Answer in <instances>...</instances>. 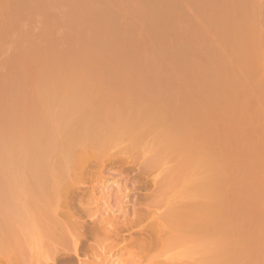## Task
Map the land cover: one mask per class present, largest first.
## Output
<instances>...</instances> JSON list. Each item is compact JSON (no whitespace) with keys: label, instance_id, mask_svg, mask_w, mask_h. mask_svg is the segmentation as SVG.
I'll use <instances>...</instances> for the list:
<instances>
[{"label":"bare ground","instance_id":"6f19581e","mask_svg":"<svg viewBox=\"0 0 264 264\" xmlns=\"http://www.w3.org/2000/svg\"><path fill=\"white\" fill-rule=\"evenodd\" d=\"M181 1L179 2L178 0H31V2H29L28 0H12L10 2L12 4V7L14 8L13 14L15 15V18L16 17L17 18L27 17L30 19V18L35 17L36 15H40L46 21L47 28H49L51 32H53L54 31L53 29L58 27L59 24L60 25L64 24V26H67V28L70 29V34L68 31V34H69L68 44L77 45V42H79L82 45V46L81 45L79 46L81 49L75 52L71 51L74 48L70 49V51H66L67 49L66 48L65 50H63L64 51L63 53H61V51L58 50L60 53L59 54L58 51H56L55 49L56 51L55 55L57 56V58H55V60H52V57L54 58V56L52 55L53 54L52 52L54 51H52L51 49L54 50V48L56 47L52 48V45H51L49 46L51 47V49L49 47H46L48 48L47 50L43 46L44 49L42 48L43 50L41 51L40 48L38 49V45L40 44L39 43L36 44L37 42L35 43L37 45L36 46L37 48H35V45H34L35 50L36 49L38 51L40 50L42 53L45 52L44 50L49 51L46 54V56H44L45 54L42 55L44 56V60L46 59V57L48 58V54L50 53V50H51L50 55L52 57L49 56V58L51 57L50 59L48 58L49 61H47L46 59V62H44L45 65L44 64L42 65V63L40 65V62H39L40 60L38 61L37 59H34L35 57L39 58V55H36L35 57L33 56V60H36V61H33L32 67L35 68L34 70L37 72V73L34 72L33 74L35 75V82H37V88L33 92L32 103L29 102L30 101L29 99L28 102L30 104L28 103L27 104L28 106H26L23 103L24 100L18 101L19 98H17V96L18 97L20 96V98L22 97L23 99V96H21L23 95L21 93V90L23 88L22 86L24 85L22 80H25L23 78L21 80L20 76L18 77L19 73L20 75H22L21 73L22 71L19 72L17 70L18 68H22L20 65L17 67V69L15 68L18 71L16 73L17 76L15 73L14 74L11 73L9 76L10 78L8 77L9 80H11L12 77H16L19 79L12 78L13 81L12 80L6 81L5 80L6 78L4 77L5 79H3V81L1 80L2 82H0L1 86L5 84L3 87L4 89L3 88L2 89L3 90L6 89L5 92L7 91L6 94L3 91L5 99H2L3 97L0 98V105H1L0 112L2 113L3 108H5L6 110V111L3 110L4 114L0 113L2 115V116L0 115V119L4 122L2 123L1 121L2 124L0 125V127L2 125L3 126L0 129H3L5 122H6V125L7 123H9L7 126L5 125L7 130L4 127L6 131L3 130V133L0 134L1 136L0 146L2 147V148L0 147L1 148L0 150V210L2 211L4 210V212L5 210H7L6 225L10 226L14 224V221L17 223L20 221L19 225L24 223L25 225L22 226V228H24V230L27 233V231H29V228L30 229L33 228L32 230H34V227H40L41 223H43V220H41L42 222L39 223L40 219H44V220L47 219L46 222L49 221V224L52 223V224H55L54 226H59L58 225L59 219L61 220L62 218H67L69 221L71 222L73 221V228H76L75 229L76 232L73 231L76 234V237L73 240L70 249L68 248L67 250L66 248H61V249L57 248L55 249L53 256L51 255L52 254L51 252L50 254L51 257L49 259H44V261H41L37 264H75L76 261L78 264H83L82 261L80 260V255L85 256L92 249L90 245L84 244V242L87 241L86 238L90 236V238L93 237V239L94 238L97 239L98 237L103 236L108 239L110 238V236H113L114 239H117V238L122 237L121 236L122 229H125V231L123 232H126V231L128 232L130 230L131 222L125 224L124 226H122V228L118 229L115 226L110 225L108 222L97 223L96 222L97 220L95 222H92L91 226L86 229L85 226L87 225H85L86 224L85 221L82 220V218L79 216L81 213H79L78 215L77 214L78 212H76V210H65L64 212L61 208V207H65L66 205H68L66 201L62 200V195L66 194L68 190H69L68 194L71 191L69 189V186L66 185V183L68 182V181L66 182V178H69L71 176L70 171L80 170L81 174L86 172L85 176L83 175L84 176L83 181L75 179L76 181L80 182V184H77L78 186H75L74 188V186L72 185L75 192H77L76 194L79 195V197L77 196L78 199H76L78 204H81L82 202L81 198L83 196H86L87 194L93 195L95 187L90 182H92L94 178L95 180L99 181V178H101V175L103 173V170L106 168L105 161L100 160L101 158L99 160L97 158L98 161L95 160L97 155H101V153L99 152L100 150L102 151V153L104 151L103 149L106 150L107 148H109L110 149L109 151H111V147L119 146V145L122 146V144H127V146L131 148H133L134 146L135 147L141 146L140 148H143L142 145H140V143L143 144L142 141L146 138H149L148 140L150 141V138L152 137V140H153L152 148L153 149H154V145L156 146V148L163 146V149L164 148L172 149L178 152V154L180 155V157L178 158L182 160L183 158L189 159L190 155H192V159H189L190 161L184 163V172H186L185 167H187V171H188L191 165L194 167H197V165H199L200 160L197 159L194 161L193 155L195 154L197 155V153H199L200 151L202 150L204 151V149H206L208 153L210 152L208 154V157L211 153H215L216 155L217 154L216 152L218 151L222 153L223 151L226 152V148H227L226 144L230 140H227L223 137V139H225L226 141L225 140L222 141L221 136L227 135L226 137L230 139L229 137L232 135V133L231 135L229 134L230 132H234V131L236 132L238 129V126L240 129V128H243V126L245 125L243 124L245 121L240 120V117H241L240 115L244 113V112L241 113L240 111L243 108V105L240 102L243 103L244 99L241 100L243 96L241 97L240 95L241 93L238 90L240 87L238 88L237 82L235 83V81H231L233 80L231 78L232 75L234 76V74H236V71L233 70L235 68H233L232 66L234 63L231 65L232 66L231 68H233L232 70L235 71L233 73V71L230 70L231 68L227 67V65L225 64L223 60L222 50L218 51L219 49L214 44L208 41V37L206 36L207 33L203 34L201 30L204 27L201 26L200 28V26L197 23L199 21L204 22L206 27H208L210 30L215 32V34L213 33L214 35L217 34V36L221 40L222 46L230 54L234 56L235 61L237 62V65L244 71V74H246L250 79L252 75L254 76L255 74L253 70L255 69L256 66L259 65L258 64L256 66H253L255 64L254 55L258 54V53L254 54L255 53L254 47L256 44L255 34L257 33L256 32V28H257L256 15L257 13L260 12L257 0H183V2ZM134 4L136 5V9L132 8ZM8 6L10 7L11 5L9 4ZM5 7H3L4 11H5ZM54 7L64 10L63 20H59L56 16H54L51 13V9ZM186 8H188L189 10L191 9V11L189 12L190 14L192 13L191 14L192 16L188 14L189 12L187 13ZM0 9H2V6L0 7ZM0 14H2V12H0ZM144 14H147L146 15L147 18L145 20L143 19ZM9 16L11 17L10 14ZM122 16H125V17L127 16L126 21H128L129 18L131 20V24L126 27L123 26L124 28H122V26H119V23H120L119 21L123 19ZM119 18L120 19L122 18V19L118 20ZM15 21H17V19H15ZM126 21H125V24H126ZM11 23L12 22H10V25H12ZM178 23L184 25L182 26L184 27L182 28V30L183 29L184 30L183 31L180 30V33L177 36L175 35L174 36L176 37L177 40L178 39L179 40L181 39V41L183 40V43L181 41H178L182 43V44L181 43L179 44L176 41V43L178 44L172 43L174 47L173 45H170L171 48H168L166 44L167 42L166 34L168 33L173 34L172 30ZM260 24L258 23V25ZM14 25L15 26L19 25V23L13 24V26ZM2 27H4V24ZM11 28L13 30L14 27H11ZM11 28H9L8 30H10ZM18 29L19 27L17 28V30ZM5 30L6 29H2L1 31L5 32ZM140 30H142L141 31L142 33L140 34H142L141 37L144 38V42H141V44H138V42L140 43V41H137V38L139 39V37L137 36ZM3 32H1L0 35ZM7 33L9 34L10 32L8 31L6 32V34ZM213 34L211 32V36ZM211 36L209 35V37ZM3 37L4 36L2 34V38ZM22 38L24 39V35L22 36ZM28 38L31 39L30 43L32 41L33 43L34 41H36L34 39L32 40V38H30L29 36ZM216 38L217 37H215V39ZM41 39H43V36L41 37ZM31 46H33L32 43H31ZM222 46L219 45V47H222ZM39 47H41V45ZM35 50L33 51L35 52ZM37 50L36 52L40 54L41 52L39 53ZM25 51H27V48H25ZM25 51L20 50L16 52L17 57L20 58L21 56L22 58L24 56V58H27L28 57L27 54H28L31 59V56L36 54L33 52L34 54L31 55L32 53L31 49L29 50L30 52L27 51L28 53ZM17 53H19V55ZM24 54H26L27 57H25ZM13 57H12V60L14 61ZM195 59H196V62H194ZM228 59L229 58H227V60ZM37 61L39 62V64L37 63L39 66H35ZM111 64H113V66L115 64L120 65L119 68H121L122 66V69L119 71L118 70L119 68H118L117 69L118 72H114V71L111 72L112 68L110 71L106 70L107 69L106 67L104 69V66L111 65ZM27 67H29V65L25 66L24 68L28 69ZM32 67L30 69H33ZM114 67H118V66L115 65ZM12 69H14V67ZM240 73H242L241 70L239 74ZM256 73H258L257 70H256ZM244 74L243 75L241 74V78L240 77L239 78L242 80H245ZM180 77H184L186 78V80L182 81L181 83L177 82V79ZM253 78H252L251 83H253V80H254ZM32 81L30 82L32 83ZM50 81L52 82L50 83ZM5 82H7V84L8 82H10V85L12 86V89L10 90L11 92L9 91L11 87L9 86V84L7 86ZM253 84L251 87L248 86L250 87L249 89H247L248 91L249 90L254 91V88H256L255 87L256 85L254 86ZM260 84L262 85V83ZM26 85L27 84H25V86ZM109 87L111 89H114V87L119 88V93L115 92L117 90H112V92L114 91L118 95L104 96L103 93H105V91ZM257 87H258L257 88L258 90L260 86L257 85ZM242 89L246 90V88H242ZM25 90L26 89L23 90L24 93H25ZM108 90L110 91V89ZM238 92L240 94H238ZM6 95L7 96L9 95L8 98ZM29 96L31 98V95ZM12 98L15 100L17 99L16 101L18 102L15 104H18V105L12 104V101L13 103L15 102ZM8 99H9V102H8ZM239 99H240V102H238ZM224 100L225 101L228 100V101L224 102ZM262 100L264 99L262 98ZM3 101H5L4 104L7 101V105L11 103L14 107H11L12 105L9 104L11 105L10 108H8L9 105L8 106L5 105L7 107L6 109V107L3 104ZM24 102H26V100ZM220 104H223V106H220L218 110L215 109V112L211 115H209L210 113L209 114L206 113L208 111L204 109L206 106L210 107V105L217 106ZM239 105L242 107L240 108ZM257 106H259V104ZM23 107L24 109H26L27 107L28 109L30 108L32 114L26 117L23 116L25 118H22V120H19V119L16 120L17 119L16 114H18L17 111H19V109H23ZM231 108L234 111L236 110L234 115L240 114L238 119H239V122L243 124V126L241 125L240 127V123L239 122L237 123L235 121V123H237L238 125L237 126L234 123V121H231L233 120L231 118L233 115L232 112H234L233 110L231 111ZM206 109L208 110V108ZM6 113L8 117H6ZM228 114L230 118H227L229 117ZM257 114H260V113H257ZM208 115L209 117H211L210 119L211 121L207 120L208 117L206 116ZM3 116L6 118V121H5V118L3 120L2 118ZM21 116H20V119H21ZM244 117L245 115L243 116V118ZM12 118H14V120ZM222 118L224 121L227 119L226 123H228V121H231L232 123L231 122H229L230 124L225 123L226 125L225 126L224 124H222V121H223ZM218 119L219 121L221 120L220 121L221 123H219ZM12 121H14V123ZM241 121H244V122H241ZM215 124L217 125L220 124L221 126L220 125L217 126ZM8 128H11L9 129L10 131L8 130ZM263 128L264 126L262 127V129ZM1 132L2 131L0 130V133ZM5 132L6 134L9 135V136L7 135L6 139L9 138L8 140L10 141H7L6 139H4L6 135L4 134ZM19 134L23 136V137L21 136L23 139L17 136ZM10 135L14 136V139ZM235 135L234 137L236 140ZM212 136L214 137L210 138ZM217 136L219 138V142L222 141L223 143L221 142L220 144L218 143L214 145V142L217 143L218 141L215 139V137ZM232 136H231V140H232ZM245 136H247L246 133H245ZM16 138H21L22 140L20 139L17 140ZM205 138H210L211 139V140L209 139L210 141H214L213 139H215V141L212 142L213 145L210 144L207 146V148L206 146L205 147L202 146V142H205V143L208 142L207 141L208 139H205ZM262 138H264V136ZM15 139L17 140L16 143L14 142ZM1 141L2 142L4 141V142L2 143ZM224 141H225V145H224ZM257 141H258V138H257ZM232 142L235 143L233 140ZM144 143H146L145 140H144ZM230 143L231 142H229V145H232ZM147 144L150 145L151 143H146L145 145ZM246 148L249 149L248 147ZM234 149L231 150L230 148L229 150L233 151ZM247 149H245L244 151L246 152ZM158 150L160 149L158 148ZM93 152L97 154L95 155L96 157H93L94 156L92 155ZM228 152L229 151H227V153ZM259 152L261 151L258 150V153ZM161 153L163 154V152ZM204 153L205 152H202L203 155ZM88 154H89V157L91 158L87 156ZM103 156L104 155H102V157ZM114 157L115 155L113 156V158ZM93 158H94V162H93ZM87 159H92L90 160V163L91 162L95 163L93 165L97 166L98 168H96V170L90 169V167L92 168L91 166L92 163L90 167H86L87 165L89 166V161H87ZM202 160L205 161L207 159L204 160L202 157ZM225 160L227 159L225 158ZM216 162L218 163V161ZM211 163L212 162H210V165ZM214 163L212 167L214 166ZM202 164L204 165L206 163L203 162ZM218 164L219 165H216V166H220V163ZM145 166H143L144 171L147 170V167ZM212 167L209 170H208V167H206L207 169H205V171L214 170V167L213 168ZM233 167H235L234 164H233ZM257 167L259 166L257 165ZM228 168H229V165H228ZM259 168L262 169V165H260ZM194 169L197 170L196 168H193L192 170L193 172H191L193 177H191V179L192 178L194 179L195 177L194 173L197 172V171L195 172ZM256 170H259V169H256ZM214 171L206 172L205 174L206 176L209 173L207 177L204 175L206 177V181H208V177L210 178V176L212 178L215 175L217 176V174ZM231 173L233 174V171H231ZM251 174L255 176L254 173H251ZM251 174L248 176L250 177ZM258 174L259 173L257 172L256 175ZM181 175H184V174H181ZM77 176H80V174ZM196 176L198 177V175ZM200 176H202V174ZM216 176L213 178V182L210 181L209 179L210 182L208 181V184L210 186L206 185L207 186L206 189L208 188V191L210 194H208L207 191H204L203 189L204 187L202 188V186H199L200 184L196 183L195 185L192 186V190L190 191L193 195L191 193L187 195L191 194L192 195L190 196L191 198L195 197L197 205L199 206L202 203V201L200 200L201 202H198L197 197H200V196L201 198L204 197L203 200L205 201V203L208 201L206 198H209V197L210 199L211 197L212 198L214 197L213 200H216L217 197L215 196L216 195L219 196L221 194L220 193L221 189L219 188H221V186L225 182V181L223 182V179L225 178L222 179L220 175H219L220 177L218 176L219 178H217ZM243 176L245 175L243 174ZM205 177H203V179L201 177V179L205 180ZM231 177L232 176H230V178ZM90 179L92 180L89 181ZM86 180H88L90 184ZM95 180L93 181V184L96 183ZM73 181H74V178H73ZM217 181H220V183L223 182V184L221 185ZM195 182H197L196 179H195ZM68 183L71 184V182H68ZM205 184L207 183L205 182ZM219 184L221 186H219ZM260 185L261 184L259 183V185L256 184L249 188L248 186L250 185L247 184L246 182L245 186L249 188L248 190H246L245 186H244L245 189H243L242 186L238 185L239 186L238 187L235 185V187L240 188L239 190L233 189L232 193L235 191L234 194H236V196L232 194L230 191V193L228 192L229 194H227V198L223 200L224 205H227L228 207L227 206L222 207L221 205L223 204V202L220 205L221 208L217 207L219 206L218 204H220V202L218 204L216 202L215 203L216 205L213 204L214 206L212 205V203H210L212 207L208 203V205L206 206L207 211L204 212L205 205L203 204L205 203H202V205L204 206L203 210L201 209L202 211L200 209L194 210L195 207L193 208V210H184V211L174 210V211L176 212L175 214L178 213L177 214L178 220H184L185 222L194 221L193 226L191 227L192 232L203 233L205 230H203L204 228H202L203 226L201 225V223L199 224L196 223V219L198 218V216H201L202 214H204L203 216L208 214V207H211L209 209L210 215L209 216L206 215L208 219L207 222L210 223V225L214 226L215 228L220 229L224 225L221 223L217 224L215 222H217L219 219L217 218V216L219 215L218 217H221L222 215H224L226 211H224L223 213L222 211H220L221 215L219 214L220 212L218 211L226 207L227 208L230 207L231 209L240 208L239 202L236 203L235 201L232 200L233 201L232 204H235L232 206L230 205L231 202H228L227 200L234 199L233 196L235 198H237L238 196H241L240 192L244 190H246L245 192L253 191L254 193H251V194L248 193L250 194L248 195V197L252 195L250 199H253V197H255L254 195L259 194V193L257 194L255 193L256 191H258L257 189H261ZM190 187L191 186L189 185V187L187 188L189 189ZM222 191L224 192V189ZM236 191L239 192L240 194L236 193ZM184 193L185 194L188 193V191L185 190V187H184ZM70 194H74V192ZM225 194L226 193H224V195ZM230 194L232 195L229 196ZM206 195L208 197H205ZM245 195H247V193ZM66 197L68 198V196ZM28 198H31L30 201H34V203H36L35 206L38 207L39 204H41L44 207L46 205V207L49 206V209L52 208L51 203L53 201L55 202L54 199L56 198L55 204L57 205L56 208H58V210L48 211V209L45 207L48 212H45L43 208H41L43 210H37L38 212H36L35 210H33L34 212H30L32 210L27 211L26 202L29 200ZM63 199H64V196H63ZM220 199L222 198L220 197ZM250 199L248 201L249 202L252 201V204H253V200H250ZM30 203L32 204V202ZM245 204H244V208H242V205H241L242 210L243 209L245 210V208H247L248 206L251 207L250 205H252L251 202L250 204H247L248 206ZM201 207H198V208H201ZM215 207L217 208V210L218 208L220 209L218 211H215L213 209ZM64 209H67V208H64ZM242 210H239V209L235 211L228 210L226 212V215L228 214V216L230 215L233 216V215H236L234 214L235 212L237 213V216L235 217H238L237 220L239 221L242 218L241 217L239 218L237 211L244 212V210L243 211ZM81 211L83 210L81 209ZM215 212L218 213L217 216H214V214H216ZM241 212H239V214ZM172 216H173V213H172ZM248 216H250V214ZM209 217L210 219H212V221L215 220L216 218L214 222L215 224H213V222L209 220ZM245 217L247 216H245L244 214L243 218ZM91 220H94V218H90V222ZM231 221L233 220H230V222ZM233 223H236V222L233 221ZM233 223H230V225L227 224L230 229L231 228L233 229L234 226H237V224H233ZM220 224L223 226L220 227L219 226ZM19 225H16V226H19ZM106 225H108L110 229V230L108 229L109 231L107 234L105 233V230L107 228L105 227ZM185 225L188 228L190 226V225L187 226V224ZM231 225H234V226L232 227ZM44 226L45 224L43 225V227ZM228 226L223 228V230L228 229L230 232V229L228 228ZM69 228H71V226H69ZM4 229L6 230V228ZM232 229L230 232L231 235L229 234L227 230L228 237H231V236L236 237L235 235H237L238 230L235 227V230L233 231L234 232L233 233ZM31 231H29L28 233L29 236H30ZM235 231L237 232L235 233ZM74 233H73V236H74ZM0 235H1V232H0ZM8 235L11 236L10 232ZM24 236L28 237L26 235ZM11 237H14V235H12ZM129 237H130L129 239L132 240L130 234H129ZM8 238L9 237H7V239ZM17 239L18 238H16V240ZM26 239L27 238H25V240ZM17 246H19V244H17ZM253 247L255 248V246ZM228 248H230V246ZM231 250L236 251L233 249ZM243 250L245 249L243 248ZM11 252H12V257L9 258V255L7 256L6 254L5 258L7 259L0 258V264H18L16 252L14 253L13 251ZM246 252L249 253V251H246ZM225 259L222 261L221 264H224V263L225 264H236L237 263L235 261L236 258H234V256L232 259H231V256H230V259L228 257L226 259L227 260L226 262H224ZM245 260H248V259H245Z\"/></svg>","mask_w":264,"mask_h":264},{"label":"rangeland","instance_id":"374dc122","mask_svg":"<svg viewBox=\"0 0 264 264\" xmlns=\"http://www.w3.org/2000/svg\"><path fill=\"white\" fill-rule=\"evenodd\" d=\"M11 1L12 0H10V1L9 0H0V7L2 6V9H0V12H2V14H0V26H1L0 31L2 29H6L5 32L1 31V32H3L2 34L4 37L2 38V34L0 35V38H1L0 39V82H2L3 79H5V78H6L5 79L6 81L9 80L8 77L10 76L11 73L16 74L18 71L19 72L22 71L21 72L22 75H20V73H19L18 77L20 76L21 80H22V78L25 79V80H22L24 85L22 86L23 88L21 90V93L23 95H21V96H23V99H22V97L20 98V96L19 97L17 96V98H19L18 101L19 100H21V101L26 100V102L23 101V103L26 106H28L27 104L29 102L32 103L33 92L37 88V82H35V75H33L34 72H36V71L34 70L35 68L32 67L33 61H36V60H33V56L35 57L36 55H39L40 59L36 58V57L34 59H37L38 61L40 60L39 61L40 65H41V63L43 65L44 62H46V59H47V61H49L48 58H49V56H51L50 55L51 50L55 52V53L52 52L53 53L52 55L54 56V58L51 56L52 60H55V58H57V56L55 55L56 51L59 50V51H61V53H63L64 52L63 50H65L66 48H67L66 51H70V49H72V48H74L73 50H71L72 52L79 51L81 49L79 47L81 44L79 42H77V45H75V44L69 45L68 44V37H69L68 35L70 34V29L67 28V26H64V24H61V25L59 24V26L56 27L55 29H53L54 31L51 32L49 30V28H47L46 21L40 15H36L35 17L30 18V19L27 17H25V18H17L16 17L15 18V15L13 14L14 8L12 7V4L10 3ZM28 1L31 2V0H28ZM178 1L180 2L181 0H178ZM181 2H183V0ZM257 3L259 6V9H260L259 10L260 12L258 11L259 13H257V15H256V26H257L256 32L257 33L255 32L256 33L255 34V43L256 44L254 47L255 51L254 50L253 51L255 52L254 54H256V53H258V54H256L257 56L254 55L256 58L254 57V63L255 64L253 66H256L258 64L259 65L255 67V69L257 70L258 73H256L255 69L253 70V72L256 75L253 73L254 76L252 75V77L250 78L251 80L249 79V77L246 74H244V71L237 65V62L235 61L234 56L232 54H230L222 46L221 40L219 39L217 34L214 35L215 32H213L208 27H206L204 22L199 21L197 23L200 26V28H201V26L204 27L201 30H202L203 34L207 33L206 36L208 37V41L211 42L212 44H214L219 49L218 51L222 50V57H223L225 64L227 65V67L231 68L233 66V68H235V69H233V68L230 69L231 71L235 70L236 74H237V75L234 74V76L232 75L231 78L233 80H231V81H235V83L237 82L238 88L240 87L238 90L241 93L240 94L238 92V94H240L241 97L243 96L241 98V100L244 99L243 103L246 104L245 105L242 102H240V99H239L238 102H240L243 105V108L240 111H241V113L244 112V113H242L245 115L244 118H243L244 115H242V114L241 115L240 114L234 115L236 110L234 111L232 109L233 107L231 108V111L232 110L234 111V112H232L233 115L231 118L233 120H231V121H234V123L236 121L238 123L239 122L238 117L240 115L241 116L240 120H244L245 122L244 121H241V122H244L243 124H245V125L243 126V124L239 122L240 127H241V125L243 126V128L239 129V126L237 125V123H235L238 126L237 131L239 133L237 131L236 132L234 131L236 133V135L234 132L229 133L230 135L232 133V135H233V136L231 135L232 140L235 143L232 142L231 136L229 137L230 139H228V137H226L227 135L221 136L222 141L225 139L230 140L227 143L228 145L226 144V147H227L226 152L223 151V153H222V152L218 151V152H216L217 153L216 155H215V153H211L208 157V154L210 152L208 153V151L206 149H204V151L203 150L200 151L201 152V153L199 152L200 154L197 153V155L196 154L193 155L194 161L197 159L200 160V163H199L200 166L197 165V167H194L191 165L192 169L189 166L190 168L188 167L189 168L188 171H187V167H185L186 172H187L186 173V172H184V163L190 161L189 159H192V155H190L191 158L190 157H189V159L183 158V160H182V159L178 158V157H180L178 152L174 151L172 149H168V148L163 149V146L156 148L155 145H154V149H153L152 148L153 147L152 137L150 138V141L148 140L149 138L144 139L146 141V143H151L150 145L147 144L149 146L145 145L146 143H144V140L142 141L143 144L140 143V145H142L143 148H140L141 146H138V147L134 146L133 147L134 149H133L131 147H128L127 144H122V146L119 145V146L111 147V151H109L110 150L109 148H107L108 150L103 149L104 150L103 153L101 150L100 151L98 150L101 153V155L95 154L94 152H96V151H94L92 153V155H94L93 157H96L95 155H97L95 160H97V158H98V160L101 158L100 160L105 161L106 168L103 170L101 178H99V181L95 180V178H94L96 183L93 184L94 180L92 182H90L95 187L94 193H93V195L87 194L86 196H83L81 198V201H82L81 204H78V202L76 200V199H78L77 196L79 197V195L76 194L77 192H75L74 188H75V186H78L77 184H80V182H78L76 180L78 179L80 181H83L84 180L83 178H84L86 172L81 174L80 170L79 171H77V170L70 171L71 176L69 178H66V182L67 181L71 182V184L67 182L68 184L66 183V185L69 186V189L71 191H73L74 194H70V193H73L70 191L69 192L70 195H69L68 194L69 190H68L66 192V194L62 195V200L66 201L68 203V205H66L65 207H61L64 212H65V210H76V212H78L77 213L78 215H79V213H81L79 216L82 218V220L85 221V223H86L85 225H87V226H85L86 229L88 227H90L92 222H95L96 220H97L96 221L97 223L108 222L110 225L115 226L118 229L122 228V226H124L125 224L131 222V227H130L131 231L130 230L128 232L126 231L127 232L126 233V232H123V231H125V229H122V233H121L122 237L121 238L114 239L113 236H110V238H108V239L103 237V236H100L97 239L96 238L93 239V237L90 238V236L88 238H86L87 243L84 242V244L90 245L92 247V249L85 256L80 255V260L82 261L83 264H221L225 258L227 259L229 257V259H230V256H231V259L233 258V256H234V258H236L235 259V261L237 262L236 264H239V263L241 264V262H242V264H264V256H263L264 255V253H263L264 252V243H263L264 242L263 241L264 240V138H262L264 136L263 135L264 134V128L262 129V127L264 126V114H263L264 113V109H263L264 100H262V98L264 99V95H263L264 94V91H263V89H264V84H263L264 83V81H263L264 80V0H257ZM9 4L11 5L10 7L8 6ZM133 6H132V8L136 9V5L134 4ZM3 7H5V11H4ZM186 11L188 13L189 11H191V9L189 10L188 8H186ZM51 13L54 16H56L59 20L64 19V10H62V9L54 7L51 9ZM9 14L11 15V17L9 16ZM12 14H13V16H12ZM188 14H190V12ZM146 15L147 14L143 15L144 20L147 18ZM14 18L17 19V21H19V22L15 21ZM122 18H121L122 20L120 18L118 19V20H121V21H119L120 22L119 26H122V28H124V27L131 24L130 18H129V20L127 19L128 21H126L127 16L126 17L122 16ZM12 19H14V20H12ZM20 19H22V20H20ZM124 20L126 21V24H125ZM259 21L261 22V24ZM10 22H12L11 23L12 25H10ZM18 23H19V25H16V26H18L19 29L17 30L18 27H16L15 25L13 26V24H18ZM258 23L260 25H258ZM3 24H4V27H2ZM179 25H181V26H179ZM182 26H184V25L178 23L175 26L176 29L174 27V29L172 30L173 34H171V33L166 34V37H167L166 44H167L168 48H171L170 45H173L174 43H176V41L177 42L181 41V39L177 40L175 36H177L180 33V30H182V28H184ZM11 27H14L13 28L14 31L12 30ZM9 28H11V29L8 30ZM8 31L10 33L9 34L7 33L8 34L7 35L6 32H8ZM68 31H69V34H68ZM141 31L142 30H140V32L137 36V37H139V39L137 38V41H140V43L138 42V44H141V42H144V38H142L141 37L142 34H140V33H142ZM211 32H212V34L214 33L212 36H211ZM22 34L24 35V39L22 38V36H23ZM25 35L27 38L25 37ZM209 35L211 37H209ZM28 36L30 38H32V40L33 39L36 40V41H34V43H33V41L31 42L33 44V46H31V43H30L31 39H29ZM42 36H43V39H41ZM215 37H217V38L215 39ZM26 39H28V40H26ZM214 40H215V42H214ZM181 42L183 43V40ZM181 42H178V43L180 44ZM35 43L36 44L39 43L41 45V47H39L40 45H38V49L40 48L41 51L44 49V47H45V49L48 50V48H46V47H49L51 45H52V48L53 47H56V48H54V50H53V49H51V47H49L51 49V50L49 49L50 53L48 54V58L46 57V59L44 60V56H46V54L49 51L44 50L45 52L43 51L44 53H42L40 50L38 51L36 49L39 53L41 52L40 54H38L35 50V48H37L36 47L37 45ZM178 43H176V44H178ZM34 45H35V48H34ZM219 45L222 47H219ZM256 45H257V47H256ZM173 47H174V45H173ZM25 48H27V51H29L31 49V51H32L31 55L34 53H36V54L32 55L31 59H30V56L27 54L28 52L25 51ZM256 48H257V50H256ZM55 49H56V51H55ZM20 50L27 52L26 54L28 57L26 56V54H24L25 57H27V58H24L23 55H22L23 56L22 58H21V56H20V58H18L16 55V52H18ZM33 50H35V52ZM59 51H58V53H59ZM17 54L19 55V53H17ZM15 55H16V57H15ZM42 55H44V56H42ZM12 57H13L14 61L12 60ZM227 58H229V59L227 60ZM17 60H18V62H17ZM29 60H31L32 62ZM28 61L30 62V64ZM38 61L36 62V65L34 64L35 66H39ZM8 62H10V63H8ZM194 62H196V59L194 60ZM24 64H25V66H28V65H29V67L31 66L33 69H30L31 67L30 68L27 67L28 69L24 68L25 67ZM249 64H250V62H249ZM7 65H8V67H7ZM19 65L22 68L17 69V67ZM111 65L104 66V69L106 67L107 68L106 70L110 71L112 68L111 72H113V71L118 72L117 69L120 67V65L115 64L118 67H114L115 65L113 66V64H111ZM251 66H252V64H251ZM13 67H14V69H12ZM258 67H260V68H258ZM261 68H262V70H261ZM19 69H21V70H19ZM121 69H122V66L118 70L120 71ZM240 70L242 71V73L239 74ZM235 71H233V73ZM241 74L242 75L244 74L245 80L240 79ZM16 76H17V74H16ZM12 78L14 79L16 77H12ZM12 78H11V80L13 81ZM238 78H239V80H238ZM242 78H243V76H242ZM252 78L254 79L253 80L254 84L251 83ZM16 79H19V78H16ZM32 79H33V81H32ZM11 80H9V81H11ZM185 80H186V78L180 77L177 79V82L181 83L182 81H185ZM256 80H257V82H256ZM30 81H32V83ZM51 82L52 81H50V83ZM5 83L7 84V82H5ZM260 83H262L263 87ZM8 84L11 87L10 89L8 87V89L10 91L12 89V86L10 85V82H8ZM8 84H7V86H8ZM25 84H27V85L25 86ZM252 84L254 86L256 85L255 86L256 88H254V91L256 89L255 92L252 90H251L252 92L250 90L249 91L247 90L252 86ZM4 85L1 86V83H0V98L3 97L2 99H5L4 93L6 94V92H7V91L5 92L6 89L3 90ZM257 85H259L262 88L259 87V89L257 90V88H258ZM7 86H6V88H7ZM248 86H250V87H248ZM242 88H246V90L245 89L243 90ZM24 89H26L25 93L23 91ZM108 89H110V91ZM108 89L105 91V93H103L104 96H113V95H118L116 93H119V88H117V87H114V89H111L109 87ZM112 90H117V91H115L116 93L113 91L114 92L113 93ZM3 91H4V93H3ZM245 91H246V93H245ZM258 91H259V93H258ZM27 94L31 95V98ZM24 95H25V97H24ZM8 96H7V98H8ZM253 98H255V99H253ZM29 99H30V101H29ZM13 100L15 101L14 103L12 101L13 105L18 102V101H16L17 99L16 100L13 99ZM21 101H20V103H21ZM227 101L228 100H226V101L224 100V102H227ZM4 102L5 101H3V104H4ZM8 102H9V99H8ZM240 103H238V104H240ZM9 104H11V103H9ZM256 104L257 105L259 104L260 107L257 106ZM5 105L8 106L7 101L4 104V106ZM11 105H9L8 108H10ZM13 105L11 107H14ZM15 105H18V104H15ZM220 106H223V104H220L217 106H211L210 105V107L206 106L204 109L206 111H208L206 113H208V114L210 113L209 115H211L215 112V109L218 110V108H220ZM247 106H249V107H247ZM241 107L242 106H240V108ZM206 108H208V110ZM248 108H249V110H248ZM250 108L251 109L253 108V109L251 110ZM6 109H7V107H6ZM260 109L262 110V112ZM3 110L6 111L5 108H3L2 113L0 112L1 114H4ZM20 110H22V111H20ZM205 110H204V112H205ZM246 110H248V111H246ZM0 111H1V107H0ZM19 111H17L18 114H16L17 112L15 113L17 115V117L15 116L17 118L16 120H18V119L22 120V118H25L26 116H29L32 114L30 108L28 109V107L26 109H24V107H23V109H19ZM231 111H230V113H231ZM257 113H260V114H257ZM21 114H22V116H21ZM209 115L206 116V117H208L207 120L211 119V117H209ZM20 116H21V119H20ZM23 116H25V117H23ZM228 116H229V114H228ZM6 117H8L7 113H6ZM2 118L4 120L5 117L3 116ZM227 118H230V116ZM12 119L14 120V118H12ZM216 120H217V118H216ZM222 120H223V118H222ZM1 121L2 120L0 119V125L2 123H4L3 121L1 123ZM5 121H6V118H5ZM218 121H219V119H218ZM220 121H219V123H221ZM226 121H227V119L225 121L223 120L222 124L225 125ZM231 121H228V123H226V124H230L229 122H231ZM12 122L14 123V121H12ZM250 123H251V125H250ZM8 124L9 123H7V125ZM5 125H6V122L4 124V127H5ZM215 125H217V124H215ZM218 125H220V124H218ZM248 125H250V126H248ZM4 127H3V129H0L2 131L0 134H2L3 130H5ZM9 129H11V128H8V130ZM6 130H7V128H6ZM262 132H263V134H262ZM245 133L247 136H245ZM4 134H6V132ZM9 134H11V133H9ZM238 134H239V136H238ZM7 135L8 134L5 135L4 139H6ZM12 135H10V136H12ZM234 135L236 136V140H235ZM17 136L21 137L22 135L19 134ZM254 136H256V137H254ZM12 137L14 139V136H12ZM12 137H10V138H12ZM213 137L214 136H212L210 138H213ZM223 137L225 139H223ZM21 138H16V139L22 140L23 138L22 139ZM210 138H205V139H208L207 141L209 143L206 142L207 143L206 144L205 142H202V146H204V147L206 146V148H207L208 145H210V144L213 145L212 142H214L215 139L218 141H217V143L214 142V145L218 144V143L220 144L222 142L221 140H220L221 142H219L218 136L215 137V139H213L214 141H210L211 140ZM257 138H258V141H257ZM8 139H6V140L10 141ZM16 139L14 140L15 143L17 142ZM237 139H239L240 141ZM6 140H4V141H6ZM225 141H224V145H225ZM229 142H231L230 144H232V145H229ZM10 143H12V142H10ZM0 145H1V143H0ZM229 147L231 148V150L234 148L235 149L233 151H231V150H229L230 149ZM246 147H248L249 149H247ZM1 148H0V150H1ZM113 148H115V149H113ZM158 148L160 150H158ZM242 148H243V150H242ZM118 149H119V151H118ZM245 149H247L246 152L244 151ZM258 150L261 152L258 153ZM160 151L163 152V154ZM227 151H229L230 154H229V152L227 153ZM202 152H205V153L207 152L206 153L207 155L204 153V155H205L204 156L202 154ZM253 152H255V153H253ZM96 153H98V152H96ZM100 153H98V154H100ZM261 153H263V154H261ZM102 155H104V156L102 157ZM114 155L116 158L115 157L113 158ZM175 155H176V157H175ZM87 156L89 157V154ZM201 156L203 157L204 160L207 159V160H205L206 162L202 160ZM224 157L227 160H225ZM89 158H91V157H89ZM256 159H258V160H256ZM90 160H92V159H87V161H89V166L86 164L87 165L86 167H90V165L92 163V162L90 163ZM262 160H263V162H262ZM97 161H95V162H97ZM201 161H203L206 164L203 165L202 164L203 162H201ZM216 161H218V163H220V166H216V165H219ZM93 162H94V158H93ZM210 162H212L211 165H210ZM214 162H216V163H214ZM231 162L234 164L235 167H233V164ZM213 163H214L213 167H214L215 171L214 170H212V171H214L217 174V176L216 175L215 176L217 178H219L220 176L222 177V179L225 178V179H223V182L224 181L225 182L223 184V182L220 183V181H217L221 185L223 184L222 186L219 184V186H221V188H219V189H221L220 190L221 194L220 195L218 194L219 196H217V195L215 196L218 199V200L216 199L217 201L213 200L214 197L213 198L211 197L212 200L209 197V198H206L208 201L206 200L207 202L205 203V201L203 200L204 197H202V198H201V196L197 197L198 202L202 201V203H205V204H203V205H205V211L204 212L207 211L206 206L208 205V203L212 207V205L215 204L216 202H217V204L220 202V204H218L219 206H217V207H220L223 200H225L227 198V194H229L230 191L232 193L233 189H235V190L240 189V188L235 187V185L236 186L240 185L243 187V189L246 188V190H248L253 185H256V184L259 185V183H260L261 189L256 188L258 191L255 190L256 191L255 194H257V193H259V194H257L258 196L254 195L255 197H253V199H250L252 197V195L250 197H248V195H250L251 193H254L253 191L245 192L246 190H244V191H241L240 192L241 194H240L239 192H237L238 191L237 190L236 193L240 194L241 196L237 195L238 196L237 198H235L233 196L234 199H230L231 198L230 197L229 198L230 200H227V201L231 202L230 205H232V206L235 205V204H232L233 201H235L236 203L239 202L240 208H235V209L234 208L231 209L230 207L227 208L228 206L224 205V202L221 206L222 207L227 206L226 208L220 209L221 208L220 207V208H218V210L220 209L219 211L217 210L216 207H215L216 209L213 208L215 211H218V212L222 211V213L224 211L227 212L228 210H230V211H233V210L235 211L238 209L242 210L241 205H242V208H244L245 203L250 204V202H251V204H252V201H250V202L248 201L249 199L253 200V204L250 205L251 207H249L247 204H245L248 207L246 206L247 208H245V210L243 209L244 212L237 211L239 218L241 217L243 220L240 219L241 221L240 220L238 221L237 220L238 217H235V216H237V213H235V212H234V214H236V215H233V216H231V215L228 216V214L226 215V212H225L224 215H222L223 217L222 216L218 217L219 216L218 213L215 212L216 214H214V216L218 215L217 218H219L218 219L219 222L218 221L215 222L216 218H215V220L212 221V219H210L211 216L209 217V220L212 221L213 224L221 223L224 225L223 226L220 224L219 226L220 227L223 226V227H221V228L219 227L220 229H217L214 226L210 225V223L207 222L208 219H207L206 215H208V216L210 215L209 209L211 208V207H208V214L203 216L204 214L201 213L202 215L200 214L201 216H198V218L196 219V223H198V224L201 223V225L203 226L202 228H204L203 230H205V231L204 232L202 231L203 233L192 232L191 227L193 226L194 221H186L185 222L184 220H178V218H177L178 213L175 214L176 212L174 210H180V211L193 210L194 207H195L194 210L195 209L196 210H199V209L203 210L204 206L202 205V203L199 206V205H197L196 198L190 197L193 195L190 191L192 190V186L197 183V184H200L199 186H202V188L204 187L203 188L204 191H207L208 194H210L208 191V188L206 189V187H207L206 185H209L208 184L209 179H210V181L213 182V178L215 176H213V178L211 176H210V178L208 177V181H206V177L209 175V173L207 174V176L205 174H206V172H212V171H208V170L211 169ZM93 164H95V163H92V165H91L92 168L90 167V169L96 170V168H98V167L94 166ZM235 164H237V165H235ZM259 164L262 165V169L259 168L260 167ZM228 165H229V168H228ZM230 165H232V166H230ZM257 165L259 167H257ZM143 166L147 167L146 171H144ZM181 167H183V168H181ZM198 167H200V168H198ZM206 167H208L207 171H205V169H207ZM193 168L197 169V170L194 169L195 172L197 171L196 172L197 174L194 173V176L196 178L194 177V179L193 178L191 179V177H193L192 173H191V172H193L192 171ZM233 168H235V169H233ZM256 169H259V170H256ZM231 171H233V174L231 173ZM182 172H184V173H182ZM247 172H249V173H247ZM257 172L259 173L258 175H256ZM180 173L184 174V175H181ZM245 173H247V174H245ZM251 173H254L255 176ZM79 174H80V176H77ZM199 174L200 175L202 174V176H200ZM243 174L245 176H243ZM250 174H251V176L249 177L248 175H250ZM73 175H75V176H73ZM196 175H198V177ZM211 175H213V174H211ZM230 176H232V177L230 178ZM201 177H202V179H203V177H205V180H202ZM241 177H242V179H241ZM73 178H74L75 182L73 181ZM187 178H189V179H187ZM195 179L197 182H195ZM91 180L92 179H90L89 181H91ZM192 180H194V181H192ZM86 181H88V180H86ZM89 181H88V183H89ZM205 182L207 184H205ZM246 182H247V184L250 185V186H248L249 188L245 186ZM142 184H143V186H142ZM188 184L191 186L189 189L187 188V187H189ZM72 185L74 186V188L72 187ZM244 186H245V188H244ZM184 187H185V190L188 191V193H186V194L184 193ZM223 189H224V192L222 191ZM215 192H217V191H215ZM189 193H191L192 195L191 194L187 195ZM217 193H219V192H217ZM224 193H226V194L224 195ZM234 193H235V191L232 194H234ZM246 193H247V195H245ZM248 193H250V194H248ZM260 193L262 196L260 195ZM232 194H230L229 196H231ZM65 195L68 196V198ZM234 195L236 196V194H234ZM63 196H64V199H63ZM243 196H245V197H243ZM205 197H208V196L206 195ZM220 197L222 199H220ZM199 198H201V199H199ZM28 199L29 200L26 202L27 211L32 210L30 212H34L33 210H35L36 212H38L37 210H43L44 209L45 212H48L49 210H58V208H56L57 205L55 204L56 198L54 199L55 202L53 201L54 203L53 202H52L53 204L51 203L52 208H50V209H49V206L46 207V205H45L43 207L41 204H39V206L37 207V206H35L36 203H34V201H30L31 198H28ZM68 201H70V202H68ZM213 201H215V202H213ZM240 201H242V202H240ZM30 202H32V204ZM210 203H212V205ZM242 203H244V204H242ZM187 204H188V206H187ZM201 206H203V207H201ZM45 207L48 209V211ZM198 207H201V208H198ZM41 208H43V209H41ZM64 208H67V209H64ZM81 209L83 211H81ZM78 210H80V211H78ZM239 212H241V213L239 214ZM0 213H1L0 215L3 216V217L0 216V230H1L0 231L1 232V235H0V242H1L0 243V258H2V259H7V258H5L6 254H7V256L9 255V258L12 257L11 251H13V253L16 252L18 264H37L41 261H44V259H49L51 257V255L53 256L54 251L57 248L58 249L66 248L67 250H68V248L70 249L72 242L76 237V234L73 232L76 229V228H73V221L71 222L67 218H62L61 220L59 219V222H58L59 226H54L55 224H52L51 222H50L51 224H49V221L46 222L47 219L46 220L40 219L39 223L42 222L41 220H43V223H41L40 227H34V230H32L33 228H31V229L29 228V231L32 230L30 233V236H29L28 235L29 231H27V233H26L24 228H22V226L25 225L24 223L19 225L20 221L18 223L14 221V224L7 226L6 225L7 210H5V212H4V210L3 211L0 210ZM172 213H173V216L176 218H174L172 216ZM242 213H243V215H242ZM219 214L221 215V212ZM244 214L247 217L243 218ZM249 214H250V216H248ZM91 215H93V216H91ZM248 217H250V218H248ZM90 218H94V220H91V222H90ZM174 219H175V221H174ZM15 220H17V219H15ZM230 220H233L236 223H233V221L230 222ZM229 222L233 223V224H237V226L231 225L232 227L234 226L233 229L231 228L232 232L235 230V227L238 230V232L235 231V233L237 232V235H235L236 237H233V236L228 237V233H227L228 229L223 230V228L230 225ZM238 223H240V224H238ZM42 224L43 225L45 224V226L43 227ZM185 224H187V226L190 225L189 228L186 227ZM16 225H19V226H16ZM56 225H57V223H56ZM69 226H71V228H69ZM12 227H14V228H12ZM74 227H76V226H74ZM105 227H107L105 230V233L107 234L110 229H109L108 225H106ZM216 227H217V225H216ZM4 228H6V230ZM228 228H229V226H228ZM255 228H256V230H255ZM231 229H230V232H231ZM221 230H223V231H221ZM244 230H245V232H244ZM7 231H8V233H7ZM13 231H15V232H13ZM9 232H10L11 236L14 235V237H11L10 235H8ZM57 232L60 234H58ZM228 232H229V230H228ZM230 232H229V234L231 235ZM6 233H7V235H6ZM73 233H74V236H73ZM18 234L21 236L22 239L20 238V236ZM50 234H52V235H50ZM129 234H130L132 240L129 239L130 238ZM22 235L23 236L26 235L28 237H25V236L23 237ZM7 237H9V238L7 239ZM16 238H18V239L16 240ZM25 238H27V239L25 240ZM20 240H22V241H20ZM17 241H19V242H17ZM250 242H251V244H250ZM17 244H19V246H17ZM229 246H230V248H228ZM250 246H251V248H250ZM253 246H255V248ZM243 248L245 250H243ZM249 248H250V250H249ZM231 249L236 250V251H232ZM238 250H239V252H238ZM246 251H249V253ZM51 252H52V254H51ZM232 252H233V254H232ZM251 252H253V253H251ZM258 253H260L261 255ZM257 255L260 259L257 257ZM226 259L224 262L227 261ZM245 259H248V260H245ZM243 262H245V263H243ZM75 264H78L77 261Z\"/></svg>","mask_w":264,"mask_h":264}]
</instances>
